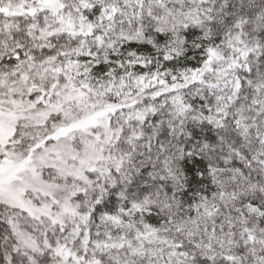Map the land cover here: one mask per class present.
I'll list each match as a JSON object with an SVG mask.
<instances>
[{"label": "clouds", "instance_id": "9594fccd", "mask_svg": "<svg viewBox=\"0 0 264 264\" xmlns=\"http://www.w3.org/2000/svg\"><path fill=\"white\" fill-rule=\"evenodd\" d=\"M0 264H264V0H0Z\"/></svg>", "mask_w": 264, "mask_h": 264}]
</instances>
